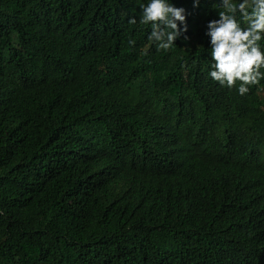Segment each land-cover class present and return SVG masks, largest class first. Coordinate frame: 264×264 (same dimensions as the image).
Listing matches in <instances>:
<instances>
[{
    "label": "trees",
    "instance_id": "16d2710c",
    "mask_svg": "<svg viewBox=\"0 0 264 264\" xmlns=\"http://www.w3.org/2000/svg\"><path fill=\"white\" fill-rule=\"evenodd\" d=\"M175 2L165 51L141 0H0V264H264V77L209 78L224 9Z\"/></svg>",
    "mask_w": 264,
    "mask_h": 264
},
{
    "label": "clouds",
    "instance_id": "9594fccd",
    "mask_svg": "<svg viewBox=\"0 0 264 264\" xmlns=\"http://www.w3.org/2000/svg\"><path fill=\"white\" fill-rule=\"evenodd\" d=\"M191 9L198 10L209 0H190ZM142 24H149L147 39L157 49L169 50L178 40L188 42L189 9L175 0H141L136 5ZM217 7L204 24L210 64L207 75L221 86L244 95L249 87L264 77V0H217ZM208 14L206 10V15ZM136 23L137 17H129ZM134 41L129 40V44Z\"/></svg>",
    "mask_w": 264,
    "mask_h": 264
}]
</instances>
